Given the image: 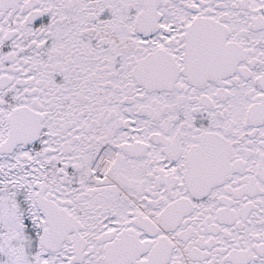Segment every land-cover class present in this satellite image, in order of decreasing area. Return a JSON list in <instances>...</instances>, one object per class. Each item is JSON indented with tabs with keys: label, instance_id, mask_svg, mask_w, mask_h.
<instances>
[{
	"label": "snow or ice",
	"instance_id": "6c2138e0",
	"mask_svg": "<svg viewBox=\"0 0 264 264\" xmlns=\"http://www.w3.org/2000/svg\"><path fill=\"white\" fill-rule=\"evenodd\" d=\"M0 264H264V0H0Z\"/></svg>",
	"mask_w": 264,
	"mask_h": 264
}]
</instances>
